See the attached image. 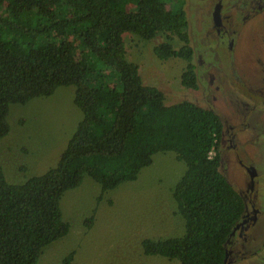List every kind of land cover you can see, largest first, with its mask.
<instances>
[{"label": "trees", "instance_id": "16d2710c", "mask_svg": "<svg viewBox=\"0 0 264 264\" xmlns=\"http://www.w3.org/2000/svg\"><path fill=\"white\" fill-rule=\"evenodd\" d=\"M180 1L0 0V141L11 131L12 105L49 98L59 88L74 87V105L82 113L54 168L11 184L0 165V264H39L45 247L67 237L71 225L60 202L85 177L104 195L137 181L156 154L168 152L186 167L172 190L185 232L144 239V255L227 264L245 205L220 171L223 122L196 102L167 104L127 55L125 35L146 41L161 36L155 56L184 61L182 85L199 89ZM93 219L84 226L92 228ZM74 255L63 264H72Z\"/></svg>", "mask_w": 264, "mask_h": 264}, {"label": "rangeland", "instance_id": "374dc122", "mask_svg": "<svg viewBox=\"0 0 264 264\" xmlns=\"http://www.w3.org/2000/svg\"><path fill=\"white\" fill-rule=\"evenodd\" d=\"M209 1H180L188 14L191 44L197 53L194 63L202 76L197 91L182 85L184 61H162L155 56L154 48L164 41L161 36L146 41L127 34L125 42L128 60L140 67L144 83L156 85L164 92L167 104L192 101L201 106H216L223 112L224 108L234 106L239 96L237 87L230 84L231 74L238 80L239 72L246 82L253 70H259L258 66L254 67L257 51L264 61V26L258 23L255 31L247 28L243 31L240 46L230 54L231 61L229 66H224V73L216 69L209 72L205 66L208 58H219L220 53L214 52L217 46H211L208 33L202 34L197 27L210 12ZM179 47L175 44V48ZM221 53L224 57L230 52L225 47ZM220 62L223 63L222 59ZM220 81L225 83L224 103L219 100ZM73 92L74 87L59 88L49 98L11 106L8 116L11 131L0 141V165L9 183L23 184L57 165L82 120L81 111L74 105ZM175 158L172 152L156 154L152 165L141 171L137 181L124 183L104 195L100 185L89 177L84 178L79 188L67 191L60 206L64 220L71 225L70 232L65 239L45 247L39 264H63L72 252L75 254L72 264H179L146 256L142 249L146 238L179 237L185 232L184 220L176 214L172 190L186 167ZM233 168L227 174L228 179L236 189L242 190L244 171ZM90 217H94V222L89 229L84 221Z\"/></svg>", "mask_w": 264, "mask_h": 264}, {"label": "flooded vegetation", "instance_id": "af4514ba", "mask_svg": "<svg viewBox=\"0 0 264 264\" xmlns=\"http://www.w3.org/2000/svg\"><path fill=\"white\" fill-rule=\"evenodd\" d=\"M209 9L204 23L197 27L202 34L204 31L208 33L209 43L217 46L212 48L220 55L219 58L209 57L208 62L202 64L209 72L216 69L224 73V66H229L231 61L230 54L240 46L243 31L246 28L255 31L258 23L264 26V0H210ZM225 47L230 53L222 57L221 49ZM194 52L195 59L196 49ZM256 53L254 60L257 65L254 67L258 66L259 70H253L248 81L244 82L239 72L238 80L231 74L230 84L239 92L234 106L224 108L223 112H219L216 106H202L215 111L223 122L218 150L220 171L235 189L227 176L229 170L234 166L245 174L242 190L236 189L244 200L245 209L228 244L227 264H264V61L258 51ZM198 69L199 66H195L199 84L202 76H199ZM211 82L215 83V80ZM220 82L219 100L223 102L225 83Z\"/></svg>", "mask_w": 264, "mask_h": 264}]
</instances>
